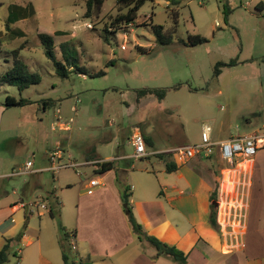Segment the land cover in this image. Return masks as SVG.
Wrapping results in <instances>:
<instances>
[{
  "label": "rangeland",
  "instance_id": "1",
  "mask_svg": "<svg viewBox=\"0 0 264 264\" xmlns=\"http://www.w3.org/2000/svg\"><path fill=\"white\" fill-rule=\"evenodd\" d=\"M116 2L103 0L99 12L86 18L79 0H0V73L10 68L12 52L20 48L19 58L29 73L39 77L38 84L21 91L0 84V191L4 186L7 200H16L24 183L33 182L35 189L44 195L53 192L59 201L54 217L47 212L29 217L23 232L27 240H38L31 246L22 240L13 249L22 253L24 264L29 254L39 252L62 264L60 228L67 234L64 247L69 264H108V259L94 263L79 258L82 243L73 239L78 227L85 228L84 236L91 234L90 225L99 226L93 243L97 251L107 241L108 233L103 231L107 225L113 224L114 234L120 237L121 220L130 228L126 210L132 214V194L148 199L150 206L160 200L168 207L160 192L166 180L177 175L164 170V159L172 160L171 154L164 159L149 155L116 160L131 155L127 138L133 129L152 139L153 148L147 152L156 154L200 143L202 124L210 125L214 142L264 130V0L147 1L134 24L118 31L109 25L117 15ZM12 11L26 16L13 20ZM154 26L162 27L161 35L171 36L170 44L155 42ZM40 33L53 39L55 61L64 64L67 58L84 73L56 74L54 62L44 55ZM194 36L204 41L190 45ZM217 63L225 65L215 77ZM143 89L153 92L137 99V91ZM161 89L164 95L159 99L155 91ZM7 96L29 103L4 107ZM44 101L51 102L46 109ZM56 146L62 152V164L77 166L63 167L54 174L46 171L48 155ZM111 159L117 169L126 172H108L105 186H89L92 179L101 177L90 163ZM251 159V187L245 201L260 228L264 226V148ZM194 160L183 163L179 172L196 175L197 168L212 166L210 172L219 182L216 222L231 224L234 214L230 208L237 207L240 193L238 181L247 171L220 159L217 163ZM27 161L32 162L34 173L5 178ZM5 200L0 197V206ZM233 228L237 233V224ZM243 244L245 256L264 264V229L257 234L249 229ZM148 249L154 250L150 245ZM14 262L11 254L5 264ZM241 263L245 260L235 253H214L207 262Z\"/></svg>",
  "mask_w": 264,
  "mask_h": 264
},
{
  "label": "crops",
  "instance_id": "2",
  "mask_svg": "<svg viewBox=\"0 0 264 264\" xmlns=\"http://www.w3.org/2000/svg\"><path fill=\"white\" fill-rule=\"evenodd\" d=\"M250 132L252 131L245 134ZM127 140L129 141L128 138ZM124 156L126 155L117 157L116 160H126L123 158ZM210 159L215 160L217 163L216 159L219 160L220 158L215 151L212 153ZM172 160L176 165V170L173 172L177 173V175L171 181L166 180L167 183L163 186L165 189L160 192V194L165 196V202L168 207L161 204L160 200L156 201L155 206H150L148 199L132 194L130 199V205H132L131 212L135 221L141 225L143 231L147 235L153 236L169 246H175L186 254V264H207L214 253H218L221 256L235 253L241 261L245 260V264H261L257 258L252 257L249 259L243 253V238L247 235L248 230L251 229V231L257 234L261 229H264V226L259 228L255 224V221L258 220L253 219V215H251L253 212L250 211L248 201H245V197L250 193V175L253 169L252 159L238 166L247 171V174H243L238 181L240 185V193L238 194L237 192L238 205L237 207L230 208L234 214L232 223L223 225L217 219L219 233L214 231L208 224L209 195L213 191V184L217 179V176L213 172H210L212 166L204 169L197 168L196 175L192 173V175H188L190 171H187L185 174L179 172L181 167L184 166L183 163H178L174 159ZM194 161L199 163L200 160L195 159ZM125 164L128 165L127 162ZM215 165L217 166V164ZM117 170L126 172L125 169H117L115 165L112 171L116 172ZM106 173L108 174V172ZM106 173L101 174V177H99L101 185L104 186V178L107 176ZM32 183L26 186L24 191L21 189L17 193L16 200H7L9 196L4 186L1 188L0 197H5L6 200L5 204L0 206V249L6 239L16 237L21 231L20 241L29 238L23 231L26 229L25 226H27L29 217L32 215H27L23 209L12 206L14 202L26 200L38 195L45 200L48 208V201L45 198L46 195L40 190L35 189ZM13 193H16V191L13 190ZM48 193H51L52 197L58 201V197L53 192ZM101 194L100 192L99 196ZM115 207L118 212L119 202L115 203ZM233 224H237V233L234 232ZM120 225L123 231L122 237L114 234L115 228L113 224H109L103 229V231L108 233L106 236L107 241L103 242L97 248V251L94 250L93 243L95 242L96 236L99 235L96 231L97 227L99 229V226L90 225L88 230L91 231V234L87 235L85 232L84 236L85 228L83 226H77L78 230L73 233V239L77 242L81 241L82 243L81 256L79 255V258H87L89 262L94 263H104L108 259V264H177L170 257L163 255L157 257L155 249H148L149 244L147 242L137 240L132 233L131 227H127L124 220H121ZM30 239L32 240L26 241L27 246H31L34 239L38 240V237ZM13 249V254H11L15 257L14 263L24 264L22 253L15 252ZM28 257L27 264H56L54 258L49 260L46 255L40 252L31 253Z\"/></svg>",
  "mask_w": 264,
  "mask_h": 264
},
{
  "label": "trees",
  "instance_id": "3",
  "mask_svg": "<svg viewBox=\"0 0 264 264\" xmlns=\"http://www.w3.org/2000/svg\"><path fill=\"white\" fill-rule=\"evenodd\" d=\"M84 3L85 6V12L84 17L90 18L94 15H96L99 12V9L102 5L103 0H79ZM154 0H117L116 2V10L117 15L114 16V18L110 21L109 25L112 29L115 31L127 29L130 26H132L137 18V12L138 10L145 4V2ZM172 4H176L174 1L171 2ZM173 14L177 15L176 12H173ZM11 15H13V20L17 19H23L26 15L23 13H16L15 11L11 12ZM109 27V28H110ZM162 30V27L160 26H154L153 27V33L156 37L155 42L160 45H167L171 42V36L170 35H161L160 31ZM41 46L43 48L44 55L52 60L54 62L55 72L60 77H66L67 73L71 71H75L77 74H83L84 69L82 67L76 66V64L65 58V63L62 64L60 62L55 61L54 55L52 53L53 49V39L47 35L40 33L38 35ZM204 41L203 38L199 36H194V40L190 42V45H197L201 44ZM19 49H16L12 52L13 60L10 68H8L5 72L0 73V84H7L10 86L17 87L18 90H23L28 88L31 85H36L39 83V77L35 73H29L27 70L26 64L19 58ZM230 64V63H229ZM224 63H217L215 65L214 70V76L217 77L220 73V67L224 66ZM153 91L150 89H143L137 91V99L144 96L145 94H150ZM159 95V99H161L164 95V90L155 91ZM29 103L27 100L20 98L19 100H16L14 97L7 96L5 98V102L3 104L4 107H11V106H23L25 104ZM51 104L50 101H44L42 103L43 109H46ZM143 135V134H142ZM146 149L153 148V141L149 136H143ZM170 155L169 153H161V154H153V156H156L160 159H164V156ZM212 155L209 157H206V159H210ZM200 158V157H196ZM165 161V171L167 173H171L176 170V165L173 162V160H166ZM114 162H105L99 165L98 171H96L97 174L101 175L106 172L114 170ZM31 182H26L22 189L24 191V188L28 186ZM218 195H219V182L218 180L214 181L213 184V191L209 195V215H208V224L209 226L219 233V226L216 222V211H217V205H218ZM46 200L48 201V208L49 212L48 214L51 217H54L55 211L57 210V207L59 205L58 201L52 197L51 193H48L46 195ZM122 201L127 202L126 194H123ZM127 216L129 220V224L132 230V233L139 241H145L150 246H152L156 251V256H167L172 258L177 264H186L187 255L184 254L182 251H180L175 246H169L157 238L153 236L147 235L140 224H138L134 219L132 214L130 213L129 209H127ZM25 228V227H24ZM61 230V238L59 239V248L61 252V258H62V264H69V258L66 253L65 247H64V241L67 238V234L64 232L63 228H60ZM22 235V231L13 238L6 239L4 242V245L0 249V264H5L8 262V257L12 253V249L14 245L18 244L20 241ZM13 254V253H12Z\"/></svg>",
  "mask_w": 264,
  "mask_h": 264
},
{
  "label": "built area",
  "instance_id": "4",
  "mask_svg": "<svg viewBox=\"0 0 264 264\" xmlns=\"http://www.w3.org/2000/svg\"><path fill=\"white\" fill-rule=\"evenodd\" d=\"M125 39V36H124ZM123 48V47H122ZM212 129L208 124H202L200 129V143L194 145H185L171 148L166 153L172 155L174 161L178 163L188 162L196 157L206 158L212 155V151L215 150L220 160L233 164H243L251 159L257 152V150L264 148V130L252 131L242 136L230 137L224 141L214 142L211 139ZM129 144L132 147L131 155L124 156L126 160H139L148 157L149 155L156 154L148 153L142 133L138 128L133 129L129 138ZM61 150L59 147H55L48 155L49 166L46 171L56 173L63 167H76L77 164L69 163L62 164ZM113 160H99L90 163L95 166V173L99 169V165L105 162H112ZM238 165V166H239ZM33 164L31 161H27L23 164L22 168L18 167L12 170L5 178H15L25 176L34 173L32 170ZM96 175H98L96 173ZM101 185L99 178H94L90 181L91 187ZM12 206H17L25 211L27 215L41 216L43 212H47L48 208L45 200L41 196H33L26 200L16 201ZM75 248V245H72Z\"/></svg>",
  "mask_w": 264,
  "mask_h": 264
},
{
  "label": "water",
  "instance_id": "5",
  "mask_svg": "<svg viewBox=\"0 0 264 264\" xmlns=\"http://www.w3.org/2000/svg\"><path fill=\"white\" fill-rule=\"evenodd\" d=\"M125 206H126V205H125ZM125 206H124V207H125Z\"/></svg>",
  "mask_w": 264,
  "mask_h": 264
}]
</instances>
